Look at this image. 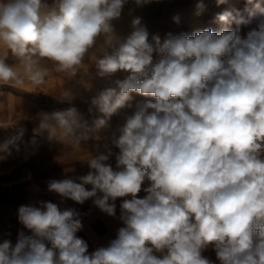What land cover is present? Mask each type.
Listing matches in <instances>:
<instances>
[{
	"label": "clouds",
	"instance_id": "clouds-1",
	"mask_svg": "<svg viewBox=\"0 0 264 264\" xmlns=\"http://www.w3.org/2000/svg\"><path fill=\"white\" fill-rule=\"evenodd\" d=\"M152 2L0 0V84L26 76L42 85L49 62L76 76L86 57L100 78L127 73L91 98L88 112L99 114L91 127L75 107L41 113L32 146L45 133L79 146L131 109L109 136L115 167L109 149L87 160L86 175L48 183V191L78 204L92 199L111 217L125 198L116 238L89 253L74 208L22 205L18 220L31 235L0 243V264H214L202 254L209 246L219 264H264V0L217 14L219 31L162 37L134 8L127 33L117 31L126 6ZM9 52L18 66L6 63ZM133 93L150 99L133 107ZM24 132L0 142V160L20 150Z\"/></svg>",
	"mask_w": 264,
	"mask_h": 264
},
{
	"label": "crops",
	"instance_id": "crops-1",
	"mask_svg": "<svg viewBox=\"0 0 264 264\" xmlns=\"http://www.w3.org/2000/svg\"><path fill=\"white\" fill-rule=\"evenodd\" d=\"M1 86L5 87L4 84ZM41 99L38 96L34 99L28 97L19 90L14 94H0V142L15 135L18 128L25 129L19 144L20 150L13 149L11 155L0 160V243L9 240L14 246L21 231L31 235L18 220L20 206H39L41 201H50L61 210L74 208L81 214L83 227L77 236L87 242L88 252L92 253L99 247L108 246L116 238L117 230L124 226L119 216L120 204L125 198H117L116 216L111 217L96 207L92 199L78 204L48 191V183L51 180L77 179L86 175L90 171L87 160L91 156L106 154L109 149L112 151L113 146L107 139L81 141L79 146L57 140L49 141L47 133L37 136V144L32 146L30 141L34 135L33 129L38 127L40 114L65 110L43 107ZM34 104L37 108H33ZM109 163L115 167V157H110ZM86 188L90 190L91 186L87 185ZM144 195L143 191L138 194L139 198ZM202 254L214 264H219L211 246Z\"/></svg>",
	"mask_w": 264,
	"mask_h": 264
},
{
	"label": "rangeland",
	"instance_id": "rangeland-1",
	"mask_svg": "<svg viewBox=\"0 0 264 264\" xmlns=\"http://www.w3.org/2000/svg\"><path fill=\"white\" fill-rule=\"evenodd\" d=\"M51 4L53 0H46ZM202 5L203 7H199ZM245 7H250L246 4V0H228L226 4L217 5L216 0H153L152 3L147 4L141 8H135L134 5L129 4L125 7L122 18L114 21L117 31L121 34H126L128 24L131 17L128 16L129 8H134L133 15L142 17V22L147 26L150 33H159L162 37L167 32L171 31L174 34L181 32L191 35L196 31H202L207 28H212L219 31L225 25H221L215 21L217 14L223 12L228 8H235L243 12ZM227 27L235 28V25H227ZM247 29H242V34L246 33ZM159 59L157 54H153V62ZM6 63L12 67L19 65V60L12 56L11 52L8 54ZM85 68L81 69L76 76H68L67 73L56 72L52 69L51 63H46L45 67L48 69L45 82L42 85H35L28 80L23 72V67L20 66L17 70L22 76H25L22 84L4 85L0 84V94L12 93L15 91L25 92L26 96L33 99L38 96L42 98L43 107L67 109L75 107L84 120L87 121L89 127L93 125V121L98 113L89 114L91 98L94 97L104 87L112 86V81L116 79H124L127 73L118 72L110 78H100L96 75V68L90 58H85ZM68 93L73 96L72 99L65 98L64 95ZM133 99L130 103L135 106L136 103L142 102L147 97H142L138 94H132ZM52 100H55L52 102ZM47 102V103H45ZM39 106H42L38 102ZM38 106V107H39ZM33 108H37L34 104ZM131 109H122L120 113L113 115L109 121L110 127L101 129L93 133L90 141L109 140L111 131L120 122L121 116L124 112ZM113 157L118 149L112 147Z\"/></svg>",
	"mask_w": 264,
	"mask_h": 264
}]
</instances>
